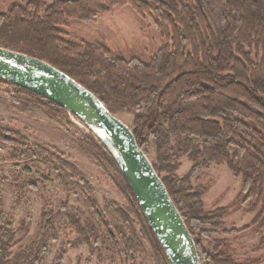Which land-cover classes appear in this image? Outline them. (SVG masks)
I'll return each mask as SVG.
<instances>
[{"label":"trees","instance_id":"obj_1","mask_svg":"<svg viewBox=\"0 0 264 264\" xmlns=\"http://www.w3.org/2000/svg\"><path fill=\"white\" fill-rule=\"evenodd\" d=\"M117 8L150 19L164 46L149 64L113 58L99 43L68 40L70 22L95 23ZM0 48L39 59L93 93L115 115L133 118L141 150L153 166L194 239L202 264H249L217 239L226 209L206 212L204 191L194 181L202 168L226 166L243 181L245 205L264 248V0H27L0 14ZM13 88L10 97L56 120L68 117L59 105ZM73 116V115H72ZM74 117V116H73ZM76 118V117H75ZM77 119V118H76ZM84 139L126 200L101 210L90 183L55 149L36 145L0 126V143L13 157L40 164L67 191L75 185L99 218L112 248H123L127 264L144 245L158 264H168L133 193L103 141ZM193 167L177 175L182 159ZM150 159V158H149ZM83 234L80 219L69 215ZM55 215L42 210L36 232L0 217V264H43ZM138 227V230H137ZM230 231L228 234H234ZM86 242H89L86 239ZM63 256L58 258L61 264Z\"/></svg>","mask_w":264,"mask_h":264},{"label":"rangeland","instance_id":"obj_2","mask_svg":"<svg viewBox=\"0 0 264 264\" xmlns=\"http://www.w3.org/2000/svg\"><path fill=\"white\" fill-rule=\"evenodd\" d=\"M18 1L27 0H0V14ZM64 31L72 42L99 43L113 58L144 64H149L165 44L152 21L142 19L130 8L114 9L91 24L70 22ZM12 91L10 86L0 85V126L62 154L90 183L101 210L106 202L126 208V200L113 184L112 173L100 166L83 142L97 135L71 114L56 120L34 106L15 101L10 97ZM118 116L126 119V125L133 129L131 116ZM149 158L154 162L153 154ZM192 167V162L182 159L177 175L183 177ZM194 186L204 191L206 212L227 210L224 232L216 238L224 239L230 253L238 259L249 264H264V248L260 249L261 239L253 226L255 214L249 213L245 205L242 179L234 178L226 166L212 164L202 168ZM44 207L53 212L55 223L43 264H57L61 255V264H127L123 248L111 247L98 216L88 208L79 188L70 185L64 191L57 177L46 167L13 157L12 149L0 143V217L13 222L16 228L25 224L32 236ZM68 214L80 219L83 234L72 225ZM230 231L236 232L228 234ZM135 264L158 263L144 245L135 253Z\"/></svg>","mask_w":264,"mask_h":264},{"label":"water","instance_id":"obj_3","mask_svg":"<svg viewBox=\"0 0 264 264\" xmlns=\"http://www.w3.org/2000/svg\"><path fill=\"white\" fill-rule=\"evenodd\" d=\"M0 80L59 105L82 124L105 133V143L127 181L168 264H202L192 235L135 135L88 89L51 65L0 48Z\"/></svg>","mask_w":264,"mask_h":264},{"label":"bare ground","instance_id":"obj_4","mask_svg":"<svg viewBox=\"0 0 264 264\" xmlns=\"http://www.w3.org/2000/svg\"><path fill=\"white\" fill-rule=\"evenodd\" d=\"M122 121L126 124V119L124 118H121ZM97 135H99L100 137H105V133L103 131H100V130H95Z\"/></svg>","mask_w":264,"mask_h":264}]
</instances>
